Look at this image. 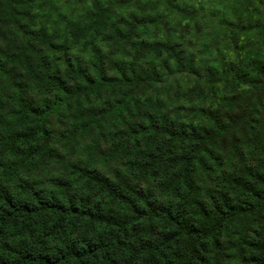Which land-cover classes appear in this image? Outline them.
<instances>
[{
  "label": "clouds",
  "instance_id": "obj_1",
  "mask_svg": "<svg viewBox=\"0 0 264 264\" xmlns=\"http://www.w3.org/2000/svg\"><path fill=\"white\" fill-rule=\"evenodd\" d=\"M0 264H264V0H0Z\"/></svg>",
  "mask_w": 264,
  "mask_h": 264
}]
</instances>
